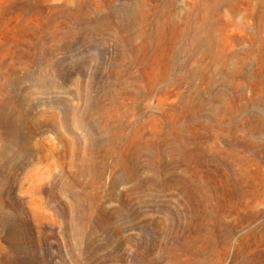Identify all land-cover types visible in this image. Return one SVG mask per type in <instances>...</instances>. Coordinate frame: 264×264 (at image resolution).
<instances>
[{
    "label": "rangeland",
    "instance_id": "1",
    "mask_svg": "<svg viewBox=\"0 0 264 264\" xmlns=\"http://www.w3.org/2000/svg\"><path fill=\"white\" fill-rule=\"evenodd\" d=\"M169 1L0 0V264H264V128L250 135L234 131L249 150L227 158L229 182L218 175L209 176L207 187L187 179L168 185L166 168L144 166L127 177L118 164L123 156L133 161L128 141L135 129L143 122L153 128L149 110L177 99L172 102L173 92L168 98L151 93L138 115L134 100L115 86L117 30L94 32L89 25L110 17L123 22L128 12ZM171 1L178 12L192 7L205 25V0ZM212 5L235 23L215 35L228 53L215 80L231 81V89L197 79V91L207 106L239 107L235 118L247 127L259 114L264 119V0ZM197 57L199 68L212 66L210 56ZM104 106L111 107L109 116L97 113ZM84 112L81 123L76 115ZM121 121L123 139L103 154L98 144ZM212 137L203 146L220 156L223 142L214 147ZM174 174L184 176L180 168ZM64 175L70 189L48 201L43 189ZM37 181L39 194L32 188ZM19 202L23 212L13 208Z\"/></svg>",
    "mask_w": 264,
    "mask_h": 264
},
{
    "label": "bare ground",
    "instance_id": "2",
    "mask_svg": "<svg viewBox=\"0 0 264 264\" xmlns=\"http://www.w3.org/2000/svg\"><path fill=\"white\" fill-rule=\"evenodd\" d=\"M230 1L205 0L201 8V19H206L205 25L198 21L192 7L178 12L177 6L171 0L169 4L158 3L152 10L144 7L128 12L123 22H114L110 17L89 25L88 30L94 32L107 28L117 30L116 45L121 50V54L120 61L114 66L115 86L122 89V93L126 95L124 97L134 100L133 108L138 115H142L146 109L147 98L151 93H159L168 98L169 93L173 92L172 102L177 99L176 103L170 104L168 108L157 104L149 110V119L154 122L152 129L147 128L146 122L135 129L132 138L128 141L131 146H134L133 161L130 162L125 156L118 161V164H123L127 177H136L138 171L145 166L156 171L166 168L171 172L172 179L167 182L168 185L170 183L185 184L187 181L184 179H187L199 181L207 187L209 176L218 175L229 182L231 168L227 158H232L236 154L244 156L249 150L248 143L245 140L236 139L234 131L245 130L249 135L262 132L264 119L260 114L256 120L245 127L243 122L240 123V120L235 118L239 107H235L233 113L232 109H224L218 104L207 106V102L201 99L197 91V79H203L216 87L219 85L231 89L229 84L231 81L215 80L220 69V62L228 57L224 39L215 35H222L223 29L235 23L228 14L220 16L217 13L218 7L212 5V2L218 5L228 4ZM135 28L139 29L138 34L133 33ZM137 37L142 39L141 43L135 42ZM64 48H67V44ZM197 55L210 56L213 60L212 66L206 69L199 68ZM131 66H137V70L131 71ZM61 73H64L63 70ZM236 74L239 75L240 71L237 70ZM36 81L40 82L39 79ZM185 86L188 87V91L181 93L180 89ZM85 98L87 99V96ZM214 99L218 102L219 94ZM110 102L112 105L115 103L114 95L111 96ZM205 109L208 112L203 113ZM110 110V106L99 107L97 113L109 116ZM86 117V112L76 115L77 121L81 123ZM124 129L125 123L122 121L115 128L107 129L110 138L98 144L103 154L114 152L118 142L123 139ZM6 133L12 134L14 130ZM211 137L214 140V147L223 142L224 146L220 148L218 146V150L216 149L220 151V156L212 152L211 146H203V143ZM65 157L66 152L61 155L62 162H65ZM141 157H145L143 164H141ZM177 168L181 169L184 176L174 174ZM5 181L9 182V178L6 177ZM32 188L36 194L42 190L38 181ZM69 189L70 183L64 175L61 177L60 184H51L43 190L47 200L51 201V196L55 193L66 192ZM189 189L191 196L198 194L197 189L190 186ZM38 205L41 207V204ZM191 205L192 199L185 201V210H188ZM13 208L23 212L25 205L19 202L13 205ZM172 217L178 219L179 212L176 211Z\"/></svg>",
    "mask_w": 264,
    "mask_h": 264
}]
</instances>
